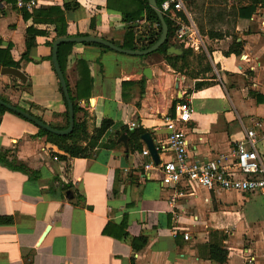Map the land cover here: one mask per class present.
<instances>
[{
	"label": "crops",
	"instance_id": "obj_1",
	"mask_svg": "<svg viewBox=\"0 0 264 264\" xmlns=\"http://www.w3.org/2000/svg\"><path fill=\"white\" fill-rule=\"evenodd\" d=\"M34 1L27 11L15 0H0V50H9L25 76L21 81L0 73V96L61 132L68 128V113L66 118L51 61L54 24L34 10L67 4L66 38L84 35L119 47L126 34L123 14L134 7L128 0ZM199 1L183 0L186 10L169 15L175 24L191 22L201 40L184 46L172 36L168 46L179 53L133 56L73 43L63 76L78 107L74 122L88 136L102 120L111 122L89 157L65 162L58 158L65 153L39 136L35 124L11 111L0 115V152L29 170L0 163V218L9 220L0 222V264H220L209 258L210 246L228 251L221 264H264V190L178 187L183 195L171 201L173 185L164 182L160 169L143 168L151 158L140 135L147 132L155 146L162 145V118L174 115L178 101H189L193 109L183 130L194 159L230 154L246 130H264V0H227L228 6L221 1L233 11L229 32L205 29L211 0H204L196 18ZM136 21L134 41L146 45L148 40L136 39L147 22L144 16ZM199 53L213 72L187 75L183 58L197 65ZM257 150L264 161V140ZM157 153L160 161L168 159L169 152ZM223 199L228 200L217 204ZM123 221L126 235L120 238ZM143 240L142 247L132 246Z\"/></svg>",
	"mask_w": 264,
	"mask_h": 264
},
{
	"label": "built area",
	"instance_id": "obj_2",
	"mask_svg": "<svg viewBox=\"0 0 264 264\" xmlns=\"http://www.w3.org/2000/svg\"><path fill=\"white\" fill-rule=\"evenodd\" d=\"M20 9L30 11L34 0H15ZM183 9L182 0H163L161 14ZM173 39L184 46L201 44L199 34L191 22H176ZM157 27L158 24H154ZM193 113L189 101H178L174 106V115L165 114L162 118L166 130L164 143L155 146L169 152L168 159L158 165L145 164L144 169L158 168L164 182L173 185L174 196H182L183 189L222 190L225 192L252 193L264 190V161L257 150V143L264 140V130L256 133L253 129L245 131L241 140L234 142L230 154L218 153L213 158L194 159L188 153V142L183 126L191 120ZM179 189V190H178ZM184 239L188 236L183 235Z\"/></svg>",
	"mask_w": 264,
	"mask_h": 264
},
{
	"label": "trees",
	"instance_id": "obj_3",
	"mask_svg": "<svg viewBox=\"0 0 264 264\" xmlns=\"http://www.w3.org/2000/svg\"><path fill=\"white\" fill-rule=\"evenodd\" d=\"M133 1L136 3L134 10L130 11V12H124V14H123V22L126 24V34L124 36L123 42L119 45V47H121L123 49H129V50H145V49L149 48L150 46H152L159 39V36L161 33V25H160V22L158 20V17L156 15L155 11L149 5L148 0H133ZM162 1L163 0H155L158 9L160 8V4L162 3ZM250 1L253 4L259 3V0H250ZM261 2H263V0H261ZM67 8H68L67 4H65L63 6V8H60L57 6H50L46 9L34 10V13L46 17L47 22L54 24L53 30L55 32V39L66 38L67 37L66 32H65L66 22L64 19V15H63V9H67ZM177 13L178 12L175 11L173 9V7H171L169 12L162 14L164 22L167 26V38H166L165 42L157 49V51H159V52L165 53L167 48L169 47L168 46V39L171 38V34L173 31V28H172L173 23L170 20L169 15H177ZM29 16H30V14H26V13L24 14V18H28ZM143 16H144L145 21L147 22V25L145 26V34H141L140 36H138L136 41L142 42L144 40H148V42L146 45L138 46V45H136V43L134 41V36L132 33V30H133L132 25L137 22L136 20L142 18ZM154 24H158V26L154 27L153 26ZM154 29H156V31H154ZM80 36L86 37L84 35H80ZM30 43L31 42H29V41L27 42L28 47L30 46ZM85 43L100 46L104 49H109L106 46H103V45L95 43V42H85ZM51 44L52 43H50V45ZM72 45H73V43H71V42H64V43H60L58 45L57 52H56V62L58 64V67H59L60 71L62 72V74L64 73L65 65H66V58H67V55H68ZM24 57H26V55H24ZM176 58H178V57H174L175 60H176ZM165 60L170 64V66H172V67L174 66V64L171 62L172 57L166 56ZM79 64H80V62H79ZM0 66L1 67H9L10 66V67H14V68L19 67L17 62H14L11 60L8 49L0 50ZM54 73H55V70H54ZM55 76H56V73H55ZM56 80H57V84H58V89H59V91L63 97L64 103H65V107H66L65 115L67 118V104L65 102L63 93L61 91L57 76H56ZM83 84L85 86L84 82H83ZM68 92H69V89H68ZM69 95H70V93H69ZM0 98L5 102L10 103L5 98H3L1 96H0ZM70 99L72 101L73 111L75 112L78 110V107L74 102L75 99L71 96H70ZM5 111H9V110H7L4 106L0 105V115ZM16 115H18V114H16ZM18 116L22 117L20 115H18ZM110 125H111L110 120H106V119L102 120L99 127H96L92 130L90 136H88V134L86 133L83 124L79 123V122H74L73 129L71 130V132H69L67 134H55V133L49 132L43 128H40L38 126H37V128H38V135L39 136H46L48 140L56 143L58 148L61 149L65 153V156H58V158L63 159V160H65V162H67V161H69V159H72V158L89 157L92 154L95 147L97 146L98 141L100 140V138L102 137L104 132L110 127ZM135 132L136 131L128 132V133H130L131 135H134ZM138 132L142 133V130L140 129V130H138ZM86 139H88L86 144L85 145L81 144V142L82 141L85 142ZM0 163L4 164L5 166L9 167L10 169L20 171V172L26 173V174L29 173V170L23 164L16 163L14 161H7L5 159L4 153H2V152H0ZM6 221H9V220L8 219L5 220L3 218H0V222H6ZM118 228H119L118 229L119 234L117 235V237L121 238L122 236L126 235L124 221L120 224V226ZM103 233L106 235H109L110 232L108 231L107 226L103 229ZM144 243H145L144 240L141 241V243L138 245H135V242H132V246L135 249H138L139 247H142L144 245ZM227 255H228V251L221 248V247H218V246H210L209 247V258L211 260H215L221 264L226 260Z\"/></svg>",
	"mask_w": 264,
	"mask_h": 264
},
{
	"label": "water",
	"instance_id": "obj_4",
	"mask_svg": "<svg viewBox=\"0 0 264 264\" xmlns=\"http://www.w3.org/2000/svg\"><path fill=\"white\" fill-rule=\"evenodd\" d=\"M149 5L151 6V8L155 11L158 20L160 22L161 25V33L159 36V39L157 40V42H155L152 46H150L149 48L145 49V50H128V49H123L120 48L114 44H112L109 41H105L103 39H98V38H94V37H79V38H57L55 39V41L52 44V55H51V61L61 88V91L63 93L65 102L67 104V113H68V128L65 131H56L54 129H52L50 126L46 125L45 123H43L42 121H40L39 119H37L35 116L31 115L29 112L13 105L10 104L8 102L3 101L0 98V105L4 106L7 110L14 112L22 117H24L25 119H27L28 121L32 122L33 124H35L36 126L43 128L49 132L55 133V134H67L69 132H71V130L73 129V125H74V111H73V105H72V101L70 99V95L68 92V88H67V84H66V80L62 74V72L60 71L58 64L56 62V52H57V48L58 45L60 43H64V42H95L98 44H101L103 46H106L107 48L116 51V52H120V53H124L127 55H147L150 54L152 52H154L155 50H157L166 40L167 38V26L164 22L163 19V15L161 14V12L159 11L155 0H148ZM167 53H179V50H177L176 48H174L173 46H170L167 48ZM148 69L146 68L143 72V74L145 76L148 77ZM1 74L4 75H11L21 81H25V76L24 74H22V72H20L18 69L16 68H12V67H2L0 70ZM122 140L124 139V136L121 137ZM140 139L141 141L144 143L150 158H151V162L153 165H158L160 163V160L158 158V153H157V149L154 145V142L150 136L149 133L144 132L140 135Z\"/></svg>",
	"mask_w": 264,
	"mask_h": 264
},
{
	"label": "rangeland",
	"instance_id": "obj_5",
	"mask_svg": "<svg viewBox=\"0 0 264 264\" xmlns=\"http://www.w3.org/2000/svg\"><path fill=\"white\" fill-rule=\"evenodd\" d=\"M185 1V0H184ZM223 1V3H225V5H229V2H227V0H211V1H207L206 3L207 5V9H206V14L209 15L206 19V21H202V24L205 26V29H222L225 30L226 32H229L228 30L232 28L233 25V11L229 10L228 7L226 6H222L220 4V2ZM183 2V0H182ZM204 0H200L199 2H196V18H199L202 15L203 9H204ZM187 4V3H186ZM189 4V5H188ZM187 7H194L193 4H191L190 2H188ZM218 4V5H217ZM127 5L128 6H136V3L133 0H128L127 1ZM235 5V2H231V6ZM230 8V7H229ZM190 9V8H189ZM231 9V8H230ZM182 10H186V6L183 2V9ZM180 10V13L183 11ZM202 11V12H201ZM172 34H171V38L174 35V30L176 28L175 23L172 24ZM198 49L202 48L201 46H197ZM187 57V56H186ZM197 60H198V64L195 65L194 59L191 61H188L187 58H183V62H185V73L187 75H197L200 72H205V71H211V73L213 72L212 68L210 67V65L208 63H206L204 60H206V57L204 55H202L201 53H199L197 55ZM190 62L191 65H193L192 67H190ZM190 71V73H189ZM225 200L228 199H223L221 202L217 201V204L223 205L225 203ZM222 203V204H221Z\"/></svg>",
	"mask_w": 264,
	"mask_h": 264
}]
</instances>
